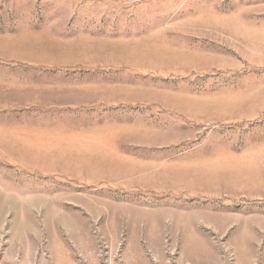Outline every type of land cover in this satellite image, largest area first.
Returning <instances> with one entry per match:
<instances>
[{
  "label": "rangeland",
  "instance_id": "374dc122",
  "mask_svg": "<svg viewBox=\"0 0 264 264\" xmlns=\"http://www.w3.org/2000/svg\"><path fill=\"white\" fill-rule=\"evenodd\" d=\"M0 264H264V0H0Z\"/></svg>",
  "mask_w": 264,
  "mask_h": 264
}]
</instances>
